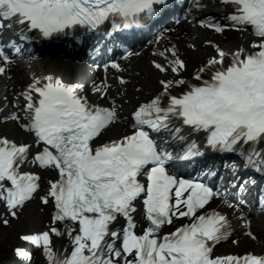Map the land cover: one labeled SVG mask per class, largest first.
<instances>
[{"label":"snow or ice","instance_id":"6c2138e0","mask_svg":"<svg viewBox=\"0 0 264 264\" xmlns=\"http://www.w3.org/2000/svg\"><path fill=\"white\" fill-rule=\"evenodd\" d=\"M177 13L213 36L165 26ZM83 34L132 47L103 49V78L33 74L3 97L23 138L0 131V264H264V0H0V77L30 44ZM197 157L202 175L177 171ZM34 202L47 218L23 230ZM242 241L261 248L217 251Z\"/></svg>","mask_w":264,"mask_h":264},{"label":"bare ground","instance_id":"6f19581e","mask_svg":"<svg viewBox=\"0 0 264 264\" xmlns=\"http://www.w3.org/2000/svg\"><path fill=\"white\" fill-rule=\"evenodd\" d=\"M205 2L208 3L209 0H205ZM205 11H207L208 13H211L213 11V8L205 9ZM179 27H182L184 30L189 31V32L199 31V36L201 38L205 36H211L208 32H204L202 30L191 28V26L187 23H183ZM214 38H218V37H214ZM238 41L243 42V39L241 37L233 36L232 34L229 35L226 41L223 39L220 40V42L224 44L225 46H231L232 44H235ZM206 52L207 50L205 48H201L198 52L190 53V57H189L190 58V69L193 64H195L196 62H198L200 59L203 58ZM146 65H147V57H143L139 60H134L133 62V66L137 68L138 70L145 69ZM49 71L63 73L66 77L72 76V77H77L81 80H89V78H93V77L102 78V74L99 71L96 72L95 70H93V68H90L87 64L75 65L70 62L61 60V59L20 62L13 69L12 81H9V80H6L0 77L1 107H3L4 110H6L5 105L7 104V102L3 99V97L8 96L9 100L12 99L11 93L13 91V84L15 86V89L18 91L21 88V86L29 80L31 75L33 74L43 75V74H47ZM128 95L130 97H133V103H135V100H134L135 93L133 92L131 85L128 88ZM125 107L127 108L129 106L126 105ZM0 129L1 131H8L12 134L17 135V138H23L22 134L19 132V130L15 128L14 125H7V126L1 125ZM36 203L37 202L29 206L26 212L22 214V218L19 223V227L21 229L34 230V229L42 227V223L44 220H46L48 213L39 212L37 210ZM257 223H259L258 217H257ZM240 245L242 248L247 245H250L252 248H257V249L261 248V245L259 243L248 242V241H242ZM36 262L39 264H42V258L36 257Z\"/></svg>","mask_w":264,"mask_h":264}]
</instances>
